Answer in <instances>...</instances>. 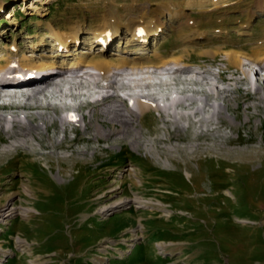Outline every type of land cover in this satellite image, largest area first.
<instances>
[{
	"label": "rangeland",
	"instance_id": "obj_1",
	"mask_svg": "<svg viewBox=\"0 0 264 264\" xmlns=\"http://www.w3.org/2000/svg\"><path fill=\"white\" fill-rule=\"evenodd\" d=\"M109 12L114 15L109 19L123 24L146 20L162 29L146 48H129L124 31L113 39L117 42L108 56L123 58L127 48L126 57L144 56V63L180 56L188 70L210 74L220 67L225 72L218 77L220 98L210 95L205 84L195 95L207 93L209 103L228 106L233 121L223 113L219 125L212 123L222 129L201 136L197 129L178 127L176 118L187 120L199 105L185 109L187 114L184 109L176 115L151 110L135 121L142 134L137 148L130 137L120 135L99 144L94 138L97 122L118 131L93 113L100 103L83 112L90 113L85 121L90 132L80 127L65 141L60 115L36 110L44 117L33 115L31 122L39 126L34 135L43 148L29 137L25 148L16 151L21 141L15 143L6 130L0 131V214L14 207L35 210L29 217L0 222V259L9 257L4 264H264V82L262 92H255L246 68L226 58L230 51L251 57L261 49L264 0H0V44L17 43L19 57H31L30 46L46 36L48 47L31 59L52 57L56 49L49 24L67 30L81 25L88 34L74 56L89 61L101 52L89 31L108 20ZM108 100L111 104L115 99ZM206 108L197 117H210L212 109ZM49 137L64 149L53 148ZM137 197L161 207L136 209L129 202L119 210L99 212ZM17 238L30 245L26 252Z\"/></svg>",
	"mask_w": 264,
	"mask_h": 264
},
{
	"label": "bare ground",
	"instance_id": "obj_2",
	"mask_svg": "<svg viewBox=\"0 0 264 264\" xmlns=\"http://www.w3.org/2000/svg\"><path fill=\"white\" fill-rule=\"evenodd\" d=\"M111 15H113V13L109 12V14L106 15V17H108V20L105 19L104 23H101L100 25H98L94 30L89 31V34L92 36L91 40H92L93 46L96 45V47L100 46L101 48H105L104 45H106V43H108L110 41V39L112 40V39H116V38L122 36V33H124V31H125L127 33L126 36H127V43L129 44V48H131L132 46H138L141 44H144L141 47L146 48V46H148V44L150 43V40L153 37H156L162 29L161 24L160 25L154 24V23L152 24L150 22H146V20H144L145 22H141L144 24H139L135 21H133V22L131 21L130 23L123 24L120 21H115L112 18L109 19V17ZM189 22H190V20H189ZM179 25H180V23H179ZM47 29L50 31V35H49L50 39L49 40L51 41V45L54 46L56 49L55 50L56 54L52 57L45 56L44 54H41V55L39 54L40 56H39L38 60H35L34 58L31 59L34 56V54L43 52V49L45 47H48V42L45 38L46 37L45 35H44L45 37H40V39L36 43L34 42L32 44V46H30L32 48V52H33V53L31 52L32 53L31 57H27V56L19 57V54H18L19 49L18 48H17V50L15 48L16 54L13 55L10 52V49H12V47H9L10 46L9 44H7V45L0 44V62L4 61V63L0 64V72L9 68V67L17 66V64H18L19 67H22L24 69L23 74L21 75L22 78H26L30 75H34V78H35L33 80L27 81L28 83H25V84H22L21 82L8 83V85L3 83L0 86V92L5 91L6 89L17 90V89H22V88H30V87L32 88L35 86H40L41 88H43L44 85L49 84V82L51 81V76L42 75L41 72H45L48 70L55 71L56 69H59L60 72L62 73L59 75V77H63L64 76L63 72L65 70H74V69H79V68H82V69H90L91 68V69L98 71L102 75L104 80L111 83L112 87L116 84L115 82L112 81V77L114 75H116L117 73H119L120 71L130 70L131 73L127 76H137V77L141 76V78H139V79L138 78L135 80L133 79V80H130V82H128L129 83L128 86L132 85L135 88L144 90V91H141L139 93L134 91L131 95H128V97H133V99L136 103L134 106L135 110H133L129 106V104H128V106H125L126 105L125 103H128L126 100L127 98H122L120 95L110 96V97L103 98V99L97 101V103L98 102L101 103V104L99 103L100 106H98V104H97V106L100 109H99V111H97L94 108L93 113L94 114H96V113L101 114L103 119L108 120L107 122L109 125L114 124V126H117L118 131L114 132V131H112V129L110 127H109V130H107L108 128H106L102 124L101 121L97 122V125L95 126V137H94V138H96V141H97L96 143L101 144L103 138H106V140H107L108 138L120 135L123 137H130L131 138L130 144L132 145L133 148H137L140 144L138 139L139 138L141 139L142 134H141V130L135 126V121H140V119L142 117H144L146 115V113L150 112L151 110H156V111L161 112V113H162V111L167 112L169 110H173L175 115H176V113L179 111V109L180 110L184 109V111H182V114H187L185 109H187V108L189 109L193 105L197 104L199 106L196 108L197 110H195L193 113H191V115L193 114L192 116L197 117V114L203 113L202 108L209 107V109L206 108V109H208V111L212 109V111H211L212 113H211V117H210L209 122H213L214 120H216L217 123H220L219 119H220V117H223V113L226 114L225 117L227 119H231V117L229 115L228 106L223 105L221 103H218L217 101L214 104L209 103L208 102L209 96L207 93H205L204 96H198L199 93L197 95H195L196 91L192 90V91H189L188 94H186V93L184 94L185 90H181L179 88L174 87V85L178 84L177 76L182 74V75L190 76L191 79L195 78L196 80H198V81H191L190 82L191 84H196V85L199 84L200 86H202L203 84L209 85L207 87V89H206V87H204V88L206 90H209L212 93L219 91V86L217 85V82H215L216 79L215 80L207 79L204 75H203L204 76L203 77L201 73H198L195 70L194 71H187L186 69H188L189 66H187L184 59L180 56L179 57H173L172 59H170L168 61H161L160 63H157V64L154 61H153L154 63L151 61L144 63L141 61V60H143L142 58L144 56L142 58L141 57H133V58L126 57V54L129 51H131V49L128 50L127 48H125V50H123L121 53V54H123V58H120L117 60H115V59L113 60L110 56H108V53L106 54V50L104 49L100 52V55L98 57L87 61L86 60L87 57H84L83 55H82V57L79 56V58L74 56V55H76L74 53V52H76L75 50H79V49H77V47L82 45L81 39L84 36H86V34H88V33H86L85 29L81 25H77L76 27L67 30V29L59 27V26L56 28V26L49 24ZM197 34L195 33V37L197 36ZM198 36H200V34ZM112 42H113V40L111 42H109L110 45ZM140 42H144V43H140ZM263 43L262 44L259 43V44L261 45V49L264 50ZM15 46L19 47L17 43H15ZM255 48H257V47H255ZM91 49H92V47H91ZM261 49L256 51L254 53L255 55H253L251 57L248 56L247 54H243V53L241 54V52H236V51L231 52L230 51V52L226 53V58L228 60L231 58L232 59L231 64L236 65L239 69L241 68L242 70L245 66H249V67L254 66L256 69H258L257 67H259L260 72H258L259 70H257L256 73L254 71H251V70L246 68V70H247V71H245V74H247L246 76H248V78L251 79V81H254L253 80L254 76H255V79L257 80L256 77L261 72L264 71V52L261 51ZM7 50H8V52H7ZM6 52H7V54H6V56H4ZM261 52H263V53H261ZM57 53H58V55H57ZM131 55L134 56L133 53H131ZM17 57H19V58H17ZM156 57H158V54H156L155 58ZM50 58H57V60L51 59L53 61L49 62L48 59H50ZM71 58H75V60L74 59L70 60ZM144 59L146 62L147 60H151L152 58H144ZM68 60H70V61H68ZM171 64L180 66V70L174 71V72L163 71V68H166L167 66H169ZM67 72H69V71H67ZM156 74L168 75L169 78L166 77V78L157 79L159 77ZM118 75H120V74H118ZM18 77H19V74L17 76L13 77L12 81H17ZM91 79H93V77L90 75H86L84 77L75 76L73 78V80L78 81V83L75 84L74 82H68L69 89L71 90L72 88H75V91L77 89L83 90L87 87L85 85L87 83H89V81ZM155 81H156V83H155ZM182 84H183V82H182ZM210 85H212V86H210ZM202 88H203V86H202ZM204 88L201 89L200 91L201 92L204 91L205 90ZM35 90H37V89H34V91ZM38 90H40V89H38ZM44 90H42L39 93H43ZM200 91H198V92H200ZM257 91L262 92L261 84H260V86L257 87ZM55 92L60 97L58 101L62 102L63 99L66 97L65 94L62 93V89H59L56 86ZM32 96H35V94ZM111 98H113L115 100H113L111 102V104H109L108 99L111 100ZM262 98L264 99V95L262 96ZM185 103H188L189 105H185ZM58 104H59L58 102H54V103L48 102L46 104H37L36 103L33 107L30 108V110H34V111H36V110L42 111V110H47V109L52 110V109H54V107H57ZM46 105H47V107H46ZM77 105L80 106V102ZM28 114H31V113H28ZM188 114H190V113H188ZM179 115H180V113H179ZM179 115L177 114V116H179ZM29 116H28V118L26 117L27 119L20 116V115L10 117L11 118L10 120L13 123L18 124L17 127L19 129V132L16 131V129H15L16 126H14L13 128H9L8 130L5 129L6 133L8 134L9 139L12 141H15V143H17L19 140L21 141V142L17 143L18 144L17 146L15 145L14 150L18 149L19 147L26 146L25 144L28 142L27 140L29 137L32 138L34 141H36L40 145V147L43 145L42 142L38 141V139H36V137L34 135V133L37 132V130L39 129V126H35L34 124H32L31 118ZM38 117L40 119H42L44 117V115L39 114ZM94 117H95V115H92V118H94ZM176 118H178V117H176ZM8 119H9L8 117L0 115V121H6ZM59 119L62 121V124L65 123V121H63V120H65L64 118L60 117ZM231 120L233 121V119H231ZM85 121H86V118H84V116H82L81 123H84ZM216 129H218V128H216ZM84 131L86 132L89 130L86 127V129H84ZM47 132L50 133V130L47 129ZM131 132H133L134 134L131 135ZM84 140H85V138H84ZM49 141L51 142L50 137H49ZM81 141L83 142L82 139H81ZM85 142H87V141H85ZM51 146L53 148L58 147L60 149H64V146L62 144H59V145L57 144V146H55L53 144V142H51ZM147 147H149V146H147ZM147 147H146V149H147ZM194 147H196V146H194ZM41 148H43V147H41ZM47 148H50V147L47 146ZM11 151L12 150L9 149V150L5 151V154L8 156L9 152H11ZM52 153L55 154V152H50L49 155ZM84 154L86 155V152H84ZM38 155H40V153ZM67 157L64 156L63 159H66ZM130 172L132 175H134L136 173V171L133 168L130 169ZM60 179H61V177H60ZM24 189H25L26 193H28L27 192L28 188L25 187ZM129 202L134 203L136 205V209L137 208H143V207H149V206L161 207L160 203H155L152 201H144L141 198L137 197V198H134L131 200L115 203L114 205L109 206V209H107L106 207L102 208L99 212L100 213H104V212L109 213V212H111V210H114V211L117 209L119 210L124 204H128ZM166 212L168 213L167 216H170L169 215L170 212L169 211H166ZM31 213H35V210L32 208H24V207L7 208V210H2V213L0 214V222H4L7 219L12 218L16 215H20L21 217L26 218V217H29V215ZM106 215H108V214H105V216ZM135 238H136V235H135ZM16 240H17L16 241L17 246L19 247V249L22 252H26L29 249L30 245L26 241L22 240L21 238H17ZM162 247L165 248L166 246L162 245ZM1 249H0V253H4L3 251H1ZM7 254H11V251H8ZM99 260H104V257L99 256Z\"/></svg>",
	"mask_w": 264,
	"mask_h": 264
}]
</instances>
